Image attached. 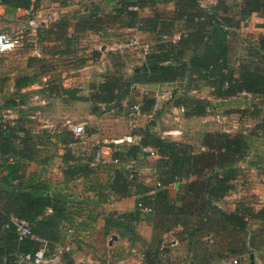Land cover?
<instances>
[{
	"label": "trees",
	"instance_id": "16d2710c",
	"mask_svg": "<svg viewBox=\"0 0 264 264\" xmlns=\"http://www.w3.org/2000/svg\"><path fill=\"white\" fill-rule=\"evenodd\" d=\"M200 1L108 0L112 2L111 12L99 14L102 9L95 5L78 16H64L46 27H38L37 40L60 42L65 50L60 54L70 53L79 40L78 36L69 35L70 28L75 34L90 31L99 32L102 37L113 29L136 28L140 35L142 32L153 35L155 42L143 53L145 69L140 67L125 77L107 71L102 81L89 84L86 97L78 95L77 89L64 87L55 78L47 81L40 92H24L25 88L40 84L44 74L50 71L47 61L28 58L27 70L15 77L14 91L5 101L4 109H12L19 116L25 110L27 99L41 95L47 100L46 105L48 98L85 102L89 104L90 114L97 115L101 105L118 109L134 87L145 85L170 86L168 105L182 108L186 119L203 117L214 109L216 102L240 94L264 99V35L252 44L241 35L242 22L253 13L264 15V0H231V3L216 0V4L208 8L202 7ZM39 2L0 0V5L7 10L34 11ZM169 3L173 4L170 12L164 8ZM143 9L150 13L142 16ZM94 55L96 58L99 52ZM203 87L209 89L208 97L192 95L191 91L197 93ZM147 95L141 97L142 113H149L156 103L153 95ZM245 113L242 111L241 117ZM37 132L26 127L0 125V264H20V254L33 253L39 246L31 239L18 240L10 223L11 216L26 219L33 234L48 242L46 257L54 255L64 225L69 221L68 204L72 202L62 189L75 176L93 172L89 165L91 156L67 157L66 153L62 158L67 165L62 170L61 189L59 184L54 185L35 174L26 178L29 163H42V146L53 144L52 140L62 144L74 140L67 129L51 136L44 130ZM20 133L18 137L16 134ZM230 133L225 129L204 133L200 150L190 143L168 140L147 130L133 133L139 136L135 144L117 145L123 147L120 151L112 150L116 165L150 156L145 148L151 149L157 156L153 169L155 182L148 185L138 181L136 175L129 178L124 167L110 169L112 179L106 188L115 199L133 195L135 208L119 216L107 213L105 233L111 225L118 228L120 237L130 244L135 240L144 245L145 241L138 234L133 235L122 220L149 222L153 233L144 251V264L161 263L158 256L163 235L172 231L177 242H185L188 264H211L225 257H237L240 263L244 253L254 255L256 251L261 252L259 257L263 260L264 205L255 208L239 202L231 212H226L219 203L234 188L235 164L248 156L253 139H264V113L250 133ZM43 135L46 141L41 140ZM250 166L260 165L256 160L251 161ZM179 183L180 189L173 199L168 188ZM204 235L206 239L202 241ZM200 244L205 249L202 252L196 248ZM67 256H70L69 251L60 258Z\"/></svg>",
	"mask_w": 264,
	"mask_h": 264
},
{
	"label": "rangeland",
	"instance_id": "374dc122",
	"mask_svg": "<svg viewBox=\"0 0 264 264\" xmlns=\"http://www.w3.org/2000/svg\"><path fill=\"white\" fill-rule=\"evenodd\" d=\"M113 9H106V10H100L99 14H105L108 12H111ZM0 23V32L3 31L5 28ZM119 29V28H118ZM118 29H113V32H109L112 34L113 40H101L99 37L92 36V38L87 37H81L77 44L73 46L70 53L66 54L63 52L62 57L57 61L53 62V60H45L47 61L50 68L54 67L56 65V71H49L51 72V75H57L59 72H57L58 68L60 69V72L65 71L68 74L77 75L79 79H83L86 81H91V77L93 76V72H91L92 68H83L86 66L91 65L90 60H92L95 55L94 53L97 51L94 48H98L101 45L107 46V50L103 55L104 60L99 61L100 67L102 68V72L98 71L95 72L98 76L99 73H116V75L125 77L129 76L133 70L137 67H142L143 63V47L142 48H124L123 51L118 50H111L110 47L114 46L117 47V45L121 42L122 35L118 31ZM121 29V28H120ZM124 29V28H122ZM245 30V28H243ZM107 30V29H105ZM116 30V31H115ZM242 30V36L244 37L245 41L252 44L255 43L257 39H259L264 34H257L255 32H249L248 30ZM17 32H11L12 34H17ZM140 38V42L143 45H153L155 42L154 36H141L139 34L138 36ZM118 38V39H117ZM85 39V40H84ZM118 41V42H116ZM116 44H113V43ZM105 43V44H104ZM36 44V43H35ZM109 46V47H108ZM36 46H34V43L31 41H25L23 43V47L19 49V51H15L14 54H7V55H0V112L5 110L4 109V103L7 101L10 97L12 92L14 91L12 78L14 79L16 75L18 74L17 71L21 68L24 63H27V60L29 56L27 54H30L31 51L35 49ZM64 49V48H63ZM85 49L88 50L85 52ZM92 49V50H89ZM65 51V50H61ZM99 52V51H98ZM16 53H20L19 56ZM31 57V56H30ZM16 66V67H15ZM83 66V67H82ZM82 67V68H81ZM55 68V67H54ZM94 68H97L94 67ZM106 68V70H105ZM70 71V72H69ZM167 91H169V94H166V98L170 99L171 96V87H168ZM144 92V90H141L139 87H134V89L131 90V92L127 95L126 99L124 101H121V107L120 108H114L111 105L104 106L101 105L99 108V113L96 115L89 116L90 110L89 106L87 104H81L76 107H69L68 104L60 105L62 109L59 111H56L54 109V102L48 101V104H40V101L43 99L39 95H32L29 100L26 101L25 110L19 114V122H17L16 127H26L30 128V131H40L44 130L45 133L50 135L52 133L48 131H53L57 127H69L68 124H66V121H70V124H83L85 128L86 137L92 138V140L89 142L92 144V146L88 148H84L82 151V154L87 152L88 149L96 147L98 142L99 145H107L112 146L113 149H119L120 151L123 146H117L115 144H112L111 141L117 138H122L123 136L133 134L134 132H140L143 130H147L150 133L154 135H161L162 128L167 127L169 123L166 121L164 122L162 118L164 117V114L161 115H154V113H145L144 117H142V120L137 116L136 121V127H131V123L128 117V113L130 111L131 106H133L136 103L141 104V94ZM147 96H151L152 92ZM192 93V91H191ZM205 93V90L201 93H192V95H198L199 97H202V95ZM34 96V97H33ZM35 96H37V99H34ZM44 95H42L43 97ZM168 105V100H163ZM242 101V100H240ZM264 99L261 97H254L250 96L248 103L245 105L240 104H233V105H223L221 102H216V105L214 106L216 109L213 113H219L223 117V124H218L211 120L212 128H215L214 131H222L223 129L229 131L232 130L230 134L235 133H243L248 134L250 133L255 123L261 118V116L264 113ZM47 103V101H46ZM144 104V103H143ZM242 111H245V116L240 117V114H242ZM212 113V112H211ZM142 114V112H140ZM150 114V115H149ZM152 114V115H151ZM150 116V117H149ZM173 119V118H172ZM17 120V121H18ZM154 120V123L153 121ZM151 122V123H150ZM43 125H49L50 127L42 128ZM154 126V127H153ZM184 127V126H183ZM185 128V127H184ZM236 128V129H234ZM68 129L69 128H65ZM70 131V130H69ZM37 132V133H38ZM188 133V132H187ZM45 134V135H46ZM18 137H21L22 133L16 134ZM43 135L41 140L46 141L47 137ZM183 136V135H182ZM179 138H169L168 140L177 141V142H188V137L184 135L183 137ZM74 137V136H73ZM17 139V138H16ZM167 139V138H165ZM191 139V138H190ZM202 138H199L197 135L194 136L191 140H189L191 143H194V146H198V144H201ZM49 140V139H48ZM83 140V141H85ZM74 142H82L81 140H77L74 138ZM138 141H134L133 143H125L123 145L128 146L135 144ZM99 149V148H97ZM198 150V149H197ZM147 157H141L140 159H137L136 163L133 164V167L126 168L127 173L130 175H136V179L138 181L144 182L148 185L154 184V170L152 172V166H154L155 162ZM263 161H262V160ZM259 163V167H251L250 162L256 161ZM122 165V163H121ZM123 166V165H122ZM234 169L237 171V177L232 182L234 185L233 190L228 194V197L221 201L219 203L222 210L226 212H231L236 203L244 202L247 205H251L255 208H259V206H263L264 202V139L262 138H255L253 139L252 148L248 154L247 157L243 158L241 161L237 162L234 166ZM104 173H112V170L108 169V171ZM100 177L104 174H98ZM112 179V177L109 179V181ZM107 181V183L109 182ZM179 185L181 183L174 185L173 188L170 189V196L174 199L180 189ZM173 186V185H172ZM62 186H58V188L61 189ZM111 194V193H110ZM233 194L235 196H233ZM133 196V195H132ZM131 197V196H130ZM231 197V198H230ZM263 204V205H262ZM128 211H125L123 213H127ZM110 213H115L117 216H119L122 212H117V210H114ZM146 220H139L137 223L132 222L128 219L122 220V223L124 225H127V229H131L130 232L133 233V235L138 234L142 240L145 239L147 231L143 227ZM147 222V221H146ZM123 228V226H122ZM126 229V230H127ZM128 231V230H127ZM101 232V230H100ZM107 237L105 239H108L110 236V241L112 239L119 240V229L115 228L113 226L107 227V233H104ZM171 237L173 236V231L170 233ZM167 238V242H165L166 245L169 243V239ZM94 242L99 241L101 239V233L93 235ZM206 239V235L203 236L202 241ZM106 241V240H104ZM137 241H133V245L129 244L128 247L122 248L119 252L111 253L109 249L106 247V243H103V246L96 245V242H86L87 247L84 249H81L82 251V257L77 262L83 263L87 260L93 261L94 264H144V262L138 263V256L136 254L131 253V250H134L136 252H142L139 247L141 246L139 243H135ZM179 245L173 248V252H165L162 253L163 250L160 251V254L158 258L161 259L160 264H188V262H185L186 258V251H185V242H178ZM164 244V245H165ZM198 250L201 252L205 249L203 245L200 244V246H196ZM128 249V250H127ZM261 252L256 251L253 255V264H264V259L262 260L259 257V254ZM246 264H250V258L249 254L244 253ZM188 257V256H187ZM190 260H191V256ZM224 258L214 261L211 264H221V261ZM215 260V259H214ZM244 261V262H245ZM121 262V263H119ZM190 264V263H189ZM240 264V263H239Z\"/></svg>",
	"mask_w": 264,
	"mask_h": 264
},
{
	"label": "crops",
	"instance_id": "0c3cea01",
	"mask_svg": "<svg viewBox=\"0 0 264 264\" xmlns=\"http://www.w3.org/2000/svg\"><path fill=\"white\" fill-rule=\"evenodd\" d=\"M237 1L240 2V0H237ZM116 2L117 1H115L114 3ZM228 2L231 3L232 1L228 0ZM215 4H216V0H201L200 1V5L204 8H208ZM95 5H98L102 10H106V9L108 10V9H111L112 2H108V0H40L37 9L34 11L21 10V9L20 10H7L5 9L4 6L0 5V23L4 26L3 28H5L3 31L8 32V33L21 31L22 29H25L26 31H28L27 21L30 18H35L38 22H40L46 15L52 13L53 15L52 19L53 21H56L59 18L64 17V16H68V17L73 16V15L78 16L79 14H82L85 11H87L86 9H90L92 6H95ZM164 8L168 10V12H170L173 10V4L169 3ZM149 13L150 11L148 9H143L142 11H140V14L142 16L148 15ZM241 26H242L241 31L244 30L243 28H245V30H248L249 32L252 31L257 34H264V15L253 13L249 17V19H247L245 22H242ZM179 27L181 28L180 24H179ZM110 32H113V31L110 30ZM117 32H119L120 34H124V31L122 28L121 29L119 28ZM30 34L35 35V31L33 32L31 30ZM69 35H76L78 36V39H80L81 37H85L86 39L87 37L92 38V36H95V37H99L103 41L113 40L111 33H109V35L106 37H102L99 34V32L95 34L90 31L75 34L73 28H70ZM141 36L147 37V36H152V35L142 32ZM177 37L178 36L176 35L175 38ZM34 42L36 43V44L34 43V46L36 47L33 50V52L31 51L30 54H27L29 58L37 57V58L44 60V62L46 59L47 60L51 59L53 60V62H57L62 57V55L60 54L62 50V45L60 42L55 41V40L39 41L37 40V38L36 40L34 39ZM113 44H116V43L114 42ZM94 49L99 51V55L96 58H93L92 60H90L91 65L86 66V67L82 66L85 69L93 67V69H91V72H93L91 81H88L86 83V81H84L83 79H79L77 75L68 74V72L66 73L65 71L60 72V69L58 68L57 72L59 73L57 75H51V72H46L44 76L41 78L40 84L29 86L25 88L23 91L24 92H29V91L40 92V89L44 87L47 81H50L53 78H55L56 81L60 82L64 87L77 89L78 95H81L83 97L88 96L89 84L92 82H100L104 79L103 73H99V75L97 76L95 72H97V70L99 72L102 70V68L99 66L100 65L99 61L104 60L103 55H105L104 53L107 50V46L105 47L104 45H101L100 47L94 48ZM89 50H92V49H89ZM87 51L88 50L85 49V52ZM11 54H14V53H11ZM16 54H18L19 56L21 55L20 53H16ZM26 64L27 63H24V65L21 66L19 71H17L18 74L27 70ZM96 66L97 68H94ZM54 67L50 68V70L56 71L55 70L56 65ZM14 79L12 78V81ZM0 81L2 80L0 79ZM137 87H139L141 90H144V92H142L141 94V97L144 94H149L150 93L149 91L152 92V95L154 99L156 100V103L153 109L150 111L151 113H154V115H157V116L158 115L162 116L165 113L162 120L164 122L166 121L169 124L167 125V127L162 128L160 136H162V132L165 130L181 128L183 130V136L185 135L186 138L188 137V139L191 140L196 135L199 138H202L204 133L215 130V128H212L211 126L212 123L210 122L212 120V114L214 110L216 109L215 107L207 115L203 117L186 119L183 116L182 108L166 106L165 102L163 101V100H168L166 98V94L167 93L169 94V91H167V89H169L168 88L169 86L167 85H145V86H137ZM203 90H205V93L202 95V97L203 98L208 97L209 89L206 87L201 88V90H199L197 94L200 92L202 93ZM249 98H250V95L240 94L236 97L223 100L221 104L233 105L235 103V104L245 105L248 103ZM48 101L49 103L57 101L53 103L54 105H56L54 106V109L56 111H59L60 109H62L60 105H64V104H68L69 107L71 106L76 107L78 105H81L82 103L87 104L82 101H67V100L61 101L59 99H54V98H48ZM87 106H89V104H87ZM144 114L145 112L142 114H139L138 119L140 118L142 120V117H144ZM89 116H91V114H89ZM240 117H241V114H240ZM152 121L154 123V120ZM65 128H68V127H57L53 131H48V132L54 133V134H60ZM230 131L232 132V130ZM32 132H37V131H32ZM91 140L92 138L90 137L88 138V136L86 140L83 141V143L73 141L67 144H62L61 142L52 140L53 144L48 143L46 144V146L41 147L42 156H41L40 161L42 163L32 162L28 164L27 169L25 171L26 178H28L29 175L35 174L37 177H40L41 179H48L49 181L52 182V184L54 185L59 184L60 186L63 187L62 170L67 165V163L63 162L62 160L63 155L67 153L66 154L67 157H78L80 154H82V151L84 148H88L92 146V144L89 143ZM189 140L187 143H190L194 146V143H191ZM97 148H99V150L103 153V160L94 165H92L91 163L89 164L92 167L93 172L75 176L74 178L70 179L67 185L64 186L62 189V191L70 197L72 202L68 204L69 221L66 222V224L64 225L63 235H62L59 246H67L69 249L68 251L70 252V256H67L65 258L61 257L59 264H77V262L82 257L81 249H84L85 247H87L86 242H89V241L93 243L96 242V245H99V246L100 245L103 246V243L105 242L106 247L109 249L111 253H115V252L117 253L124 247L129 248L130 243L126 238L120 237L119 240L112 239V241H110L111 237L109 236L108 239H105V237H107L106 235H104L105 217L107 213L112 212L114 210H117V212H122V213L125 211H132L135 208V198L134 196H131V197L129 196L126 198L115 199L112 196V194H110L108 189L106 188L107 181H109V179L112 177V173H104V172L108 171V169H111V168L124 167L126 169V168H129L130 166L133 167V164H135L137 160H133L131 162L122 164L123 166L116 165L113 163V158L111 156L112 148L110 146L98 144ZM195 148L200 150L202 149V146L199 143L198 146H196ZM83 157H86V156H83ZM148 158H151L155 162V160L157 159V156H149ZM153 169H154V166H152V172H153ZM98 174H104V175H101L100 177ZM174 185L168 188L169 193H170V189L173 188ZM233 196L235 195L233 194ZM227 197L228 195L225 197V199ZM143 222H145L143 227L145 228L147 233L144 239L145 241L144 245H141L139 249H141L144 252L146 249L147 243H149L152 238L153 232H152L151 224L146 221H143ZM98 233H101V239H99V241L94 242L93 235L98 234ZM170 233L171 232L165 233L163 235V245L161 247V249L163 250L162 253L173 252V248L179 245V243L174 238H170L171 237ZM167 238H170L168 245L165 244V242H167ZM240 260H241L240 264H246L245 256L240 257ZM137 262L140 263L141 261H139L138 259Z\"/></svg>",
	"mask_w": 264,
	"mask_h": 264
},
{
	"label": "built area",
	"instance_id": "2783aa9c",
	"mask_svg": "<svg viewBox=\"0 0 264 264\" xmlns=\"http://www.w3.org/2000/svg\"><path fill=\"white\" fill-rule=\"evenodd\" d=\"M53 15L48 14L46 15L40 22H38L35 18H30L27 21L28 24V31L25 29H22L17 34L8 33L5 31L0 32V55H7L10 53H14L15 51L19 50L21 47H23V43L25 41H31L34 42V39L36 40L35 35H31L30 31H35L38 27L44 26L46 27L48 24L53 22ZM124 35L122 37L123 40L117 45V47H110L111 50H118L123 51L124 48H142L144 52L148 50L149 45H143L140 42L139 31L136 28H124ZM192 93H196L195 91H192ZM38 97L35 96L34 99H37ZM40 104H46V99H42L40 101ZM22 108H24L23 105H21ZM140 114V104L136 103L133 106H131L130 111L128 113V117L131 123V127H136V121L137 116ZM18 120V114L12 110V109H5L0 112V125L2 127H6V125H10L12 127H16ZM212 120L218 124H223L222 120L223 117L219 113H213L212 114ZM66 124H68V128L71 131L72 135L77 140H85L86 133L85 128L83 124H70V121H66ZM50 127L49 125H43L42 128ZM183 135V130L181 128H175V129H168L162 132V138H179ZM139 139V136L137 134H129L126 136H123L122 138H117L111 141L112 144L115 145H123L127 143H133ZM98 145V142H96ZM96 145V146H97ZM145 151H148L150 153V156H154V153L151 149L145 148ZM79 156H91V164L94 165L98 162H101L103 160V153L97 149L96 147L90 148L87 150L86 154H80ZM113 162H117L116 160H113ZM133 175H130L132 177ZM143 211H149L148 208H143ZM10 223L14 227V230L17 234L18 240L23 239H31L38 243V248L33 253H24L20 254L18 256V262L20 264H59L60 262V256L62 253L67 252L69 249L67 246H57L56 252L51 257H46L47 249H48V242L40 238L38 236H35L32 232V228L30 223L24 219L17 216H11ZM131 253L136 254L138 256L139 261L144 262L145 259V253L142 252H136L135 249L131 250ZM79 264H94L93 261L90 259ZM221 264H239V259L237 257H225Z\"/></svg>",
	"mask_w": 264,
	"mask_h": 264
},
{
	"label": "water",
	"instance_id": "95a60500",
	"mask_svg": "<svg viewBox=\"0 0 264 264\" xmlns=\"http://www.w3.org/2000/svg\"><path fill=\"white\" fill-rule=\"evenodd\" d=\"M142 67L145 69L146 68L145 64H142ZM139 69H140V67H137V68H135V71H138ZM173 243H174V241H173ZM249 258H250V264H253V254H250Z\"/></svg>",
	"mask_w": 264,
	"mask_h": 264
}]
</instances>
